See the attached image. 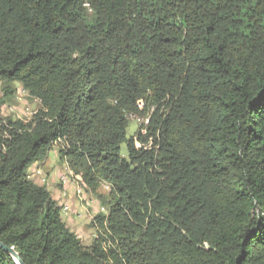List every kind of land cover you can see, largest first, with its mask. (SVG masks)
I'll return each mask as SVG.
<instances>
[{"label": "trees", "instance_id": "1", "mask_svg": "<svg viewBox=\"0 0 264 264\" xmlns=\"http://www.w3.org/2000/svg\"><path fill=\"white\" fill-rule=\"evenodd\" d=\"M0 83V244L23 264H264V0H0ZM20 90L29 122L1 112ZM55 143L85 191L112 186L89 246L28 174Z\"/></svg>", "mask_w": 264, "mask_h": 264}, {"label": "rangeland", "instance_id": "2", "mask_svg": "<svg viewBox=\"0 0 264 264\" xmlns=\"http://www.w3.org/2000/svg\"><path fill=\"white\" fill-rule=\"evenodd\" d=\"M19 86L15 85V88ZM7 98V99H3V105H2V115L4 118H11V119H20L22 121H26L29 122L31 119L29 117H27L25 115L26 112L28 113H35L38 111V109L40 108L39 102L27 97L26 95H23L20 93V91H18L15 99H11ZM0 99H2V92H1V83H0ZM17 99V100H16ZM138 129H139V124L137 121L135 120H129L128 121V127L126 130V139L129 140L131 138H135L137 136L138 133ZM49 155V154H48ZM121 155L126 157V145L124 144L121 147ZM59 156V155H57ZM56 158V157H55ZM34 166V165H33ZM32 166V167H33ZM57 166H59V170L61 171V173L63 172V166H64V161L62 160H58L57 162ZM32 167H30L28 169V174L31 171ZM30 175V174H29ZM46 175L48 176L49 174L46 173ZM37 181V180H35ZM47 186V184H46ZM58 186V185H57ZM104 185H102L101 187H98L95 191H92L91 189L85 191L84 190V196L82 198L81 201L75 199H72V206L73 204L78 206V210L76 211L75 208V216L79 221H83V230L85 231L86 235L89 237L88 240H86V236H81V234L79 235V237L83 240V244L86 246H89L91 244V242L93 240H95V238L92 237V235H94L95 237L98 236V232H96L94 230V227L91 226L92 222L94 221V218L99 214V209L101 207L105 208L107 210V206H103V204H101V199H108L109 194L107 192L104 191ZM48 189V186L46 187ZM67 193L69 192V195L72 193L71 189H66ZM71 192V193H70ZM59 193V192H58ZM61 201H57L56 203L58 204V206L60 207V205L63 203H60ZM74 207V206H73ZM68 215L64 216L62 215V218L65 220L66 217Z\"/></svg>", "mask_w": 264, "mask_h": 264}, {"label": "built area", "instance_id": "3", "mask_svg": "<svg viewBox=\"0 0 264 264\" xmlns=\"http://www.w3.org/2000/svg\"><path fill=\"white\" fill-rule=\"evenodd\" d=\"M20 93L23 95H26V93L24 91L20 90ZM137 108L140 111H142L144 109V103L142 101H139L137 103ZM153 111H154V109L150 108L145 117H139L137 115H128V117H127L129 120H135L138 122L139 128H140L139 132L142 136L147 135V127L150 123L151 114L153 113ZM34 114L35 113H28V112L25 113V115L27 117H29L30 119L33 117ZM134 140H135V147L137 149L141 148V145L136 141V138H134ZM61 149H63V147L62 146L60 147L59 143H55L52 146L49 153H55L56 155H58L59 150H61ZM34 175L36 176V178L38 180L37 183L39 185H46L47 184V177L45 176L44 172L41 169H37L35 171ZM58 184L61 187V191H62L61 194L63 197H65L67 195L66 189L71 187L73 189V194H74L75 198L79 201L82 200V198L84 196V189H83L82 181L80 180V178L74 176V174L71 172L70 168L65 163V161H64V170H63V173L59 177ZM103 185H104L103 186L104 190L109 193L112 189L111 184L104 183ZM61 208H62V215H64V216L69 215L71 209L67 204L61 205ZM99 213H101L103 215H107L108 211L105 208L101 207L99 209ZM92 237L96 238L94 235H92Z\"/></svg>", "mask_w": 264, "mask_h": 264}, {"label": "crops", "instance_id": "4", "mask_svg": "<svg viewBox=\"0 0 264 264\" xmlns=\"http://www.w3.org/2000/svg\"><path fill=\"white\" fill-rule=\"evenodd\" d=\"M58 160H59V156H57L55 153H49V155H48V157L44 163L35 164L32 167L31 171L29 172L30 177H31V179H33L35 181V180H37L36 176L34 175L35 171L37 169H41L44 172L45 176L47 177V186H48L47 190L49 191L52 200H54L55 202L61 201V202H59V204L63 202L61 205L67 204L71 209L69 215L64 220L67 227L73 233H75L78 237L80 234H81V236L85 235L87 237L86 240H88L89 239V237L87 236L88 234L86 235L85 231L83 230V226H82L83 221H79L76 218L75 211L73 209V208H75L77 211L79 208L77 205L73 204V206H74L73 207L71 204L72 199H75V196L73 194V189L71 187L68 188V189H71V192H72V193L70 192L71 193L70 195H69V192L67 193V195L65 197H63L61 194L62 191H61V187L59 186L58 182H59V177L63 172L61 173V171L58 169L59 168V166H57ZM63 170H64V168H63ZM46 173H48L49 175L47 176ZM35 182L37 183L38 180Z\"/></svg>", "mask_w": 264, "mask_h": 264}, {"label": "water", "instance_id": "5", "mask_svg": "<svg viewBox=\"0 0 264 264\" xmlns=\"http://www.w3.org/2000/svg\"><path fill=\"white\" fill-rule=\"evenodd\" d=\"M0 246L4 249V251L6 253L9 254V256L12 258L14 264H23V262L20 260L18 253L13 248L8 249L1 244H0Z\"/></svg>", "mask_w": 264, "mask_h": 264}]
</instances>
